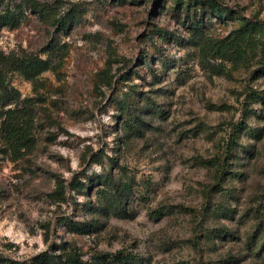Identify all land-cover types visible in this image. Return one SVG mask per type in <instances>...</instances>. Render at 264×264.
Segmentation results:
<instances>
[{
	"label": "rangeland",
	"instance_id": "rangeland-1",
	"mask_svg": "<svg viewBox=\"0 0 264 264\" xmlns=\"http://www.w3.org/2000/svg\"><path fill=\"white\" fill-rule=\"evenodd\" d=\"M216 1L231 11L219 18L186 0H0V18L14 21L0 25V51L47 63L3 78L17 96L8 107L34 111L35 141L14 156L0 136L5 258L75 248L89 263L103 253L106 263L264 264V72L251 74L260 54L233 63L208 48L241 18L263 21L264 0ZM227 147L215 183L209 163ZM108 175L121 185L123 219L100 211L102 186L91 181Z\"/></svg>",
	"mask_w": 264,
	"mask_h": 264
},
{
	"label": "trees",
	"instance_id": "trees-1",
	"mask_svg": "<svg viewBox=\"0 0 264 264\" xmlns=\"http://www.w3.org/2000/svg\"><path fill=\"white\" fill-rule=\"evenodd\" d=\"M186 1L192 5L207 7L216 17L219 18L222 16L223 12L231 11V8L220 5L216 0ZM39 12H42V9H40ZM241 20V24L231 31L228 37L223 40L214 41L208 48L213 50L214 56L221 57L222 59L233 63L240 60L249 49H256L260 54L259 60L257 61L258 67L253 70L251 74H261L264 72V20L261 21L256 18H241ZM13 22V19L8 16L0 18V25L2 26H13ZM46 68V61L38 58L37 56L25 54H5L0 51V136L2 137L8 151L14 156H19L22 150L32 147L35 143L32 135L34 111L27 106L21 105L8 107V102L16 100L17 96L7 93V89L3 85V78L11 71H18L27 77H33L44 71ZM244 94L246 101H251L257 96L256 91L248 88L245 90ZM236 128L237 127L233 126L231 129V133L229 134L230 142L233 140L237 130ZM229 154V147H227L222 158L216 159L214 163H209L213 168H215V183H218L225 176V164L229 158ZM91 184L102 186V188L98 190L102 204L100 211L118 219L125 218L126 211L122 202L121 185L119 183H115L113 178L109 175L105 177H93ZM83 186L84 185L80 182H76L73 185L76 190ZM108 186H111V189H108ZM209 189H211V186ZM258 228L264 229V222H261L258 225ZM75 230L80 232L81 228L76 226ZM110 256L109 254L102 253L96 257V262L89 263L83 261L76 252V249L72 248L61 254L41 252L28 262H19L5 258L0 253V264H100V262H102V264L135 263V259H129V257L127 258L123 256L112 258L110 263H106V261L110 259Z\"/></svg>",
	"mask_w": 264,
	"mask_h": 264
}]
</instances>
